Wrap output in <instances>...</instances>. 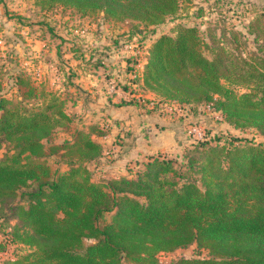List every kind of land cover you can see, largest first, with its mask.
<instances>
[{
  "label": "trees",
  "instance_id": "trees-1",
  "mask_svg": "<svg viewBox=\"0 0 264 264\" xmlns=\"http://www.w3.org/2000/svg\"><path fill=\"white\" fill-rule=\"evenodd\" d=\"M43 2L146 26L180 9V0ZM248 32L257 45L249 57L215 39L211 46L196 27L162 35L143 66L145 88L165 102L213 104L226 122L264 138V19L250 22ZM70 121L54 94L33 106L9 107L0 97V148L8 146L0 157L1 257L17 244L29 250L11 264H159L161 253L196 246L207 256L171 264H264V144L202 140L180 165L150 157L127 177L96 181L86 165L104 156L93 137L103 133L95 128L77 129L51 147L49 154L59 153L67 170L46 162L44 141ZM22 189L25 203L17 201Z\"/></svg>",
  "mask_w": 264,
  "mask_h": 264
},
{
  "label": "rangeland",
  "instance_id": "rangeland-1",
  "mask_svg": "<svg viewBox=\"0 0 264 264\" xmlns=\"http://www.w3.org/2000/svg\"><path fill=\"white\" fill-rule=\"evenodd\" d=\"M254 19H264V0H180L178 13L156 26L108 21L101 12L82 16L74 9L47 7L43 0H5L0 2V97L9 107L42 104L50 94L65 102L70 123L44 141L45 159L53 170L68 169L59 153L49 154L53 145L61 144L77 129L102 132L94 134L104 145V156L86 164L96 181L129 176L142 169L141 161L152 154L175 159L180 165L202 140L214 145L234 139L264 144L255 129L236 128L216 118L219 111L213 104L165 102L143 82L142 66L162 35L176 36L183 27H196L211 46L215 39L228 52L249 57L257 46L248 32ZM211 52L208 49L205 54L211 58ZM147 117L153 120L151 124L158 122L154 124L160 134L154 138L156 145L148 140ZM198 133L203 139H198ZM7 152L8 146H2L0 157ZM26 191H19L18 202L25 203ZM110 217L107 214L105 221ZM27 250L10 245L9 255L1 257L0 264H11L10 259ZM195 256L207 253L199 254L196 246H190L158 258L159 264H171Z\"/></svg>",
  "mask_w": 264,
  "mask_h": 264
},
{
  "label": "crops",
  "instance_id": "crops-1",
  "mask_svg": "<svg viewBox=\"0 0 264 264\" xmlns=\"http://www.w3.org/2000/svg\"><path fill=\"white\" fill-rule=\"evenodd\" d=\"M146 62H147V60H146ZM146 62H144V63H146ZM145 65V64H144ZM143 67V66H142ZM132 119H133V117H132ZM147 121H146V126H148L149 127V129H146V133H148L149 134V142H151V144H157L156 143V140H154V138L155 137H158V136H160V134H159V132L157 133L156 131H155V126H154V124L156 125L158 122H154V124H151L152 123V119H150V117H147ZM144 128H147V127H144ZM144 132V131H143ZM156 134H158V136H156ZM94 137V139H95V136H93ZM176 139V138H175ZM98 142H100V141H98ZM101 143V142H100ZM102 144V143H101ZM103 145V144H102ZM104 146V145H103ZM150 147V146H149ZM150 154H152V153H150ZM156 156H159V154H152L150 157H156ZM149 157V158H150ZM149 159H146V160H143V161H141V165L140 166H142L143 165V163H144V161L145 162H147ZM127 177V175H123V177ZM114 178H119V176H115Z\"/></svg>",
  "mask_w": 264,
  "mask_h": 264
},
{
  "label": "built area",
  "instance_id": "built-area-1",
  "mask_svg": "<svg viewBox=\"0 0 264 264\" xmlns=\"http://www.w3.org/2000/svg\"><path fill=\"white\" fill-rule=\"evenodd\" d=\"M211 105H212V104H210L209 107H211ZM212 106H213V105H212ZM216 118H218L219 120H222V119H223V116H222V114H221L220 112H218V113L216 114ZM193 131L197 133V129H193ZM198 132H199V131H198ZM198 134H199L198 139H203V135L201 136V135H200L201 133H198ZM198 134H197V135H198ZM0 241H1V237H0ZM161 254H163V253H161ZM0 258H1V256H0Z\"/></svg>",
  "mask_w": 264,
  "mask_h": 264
}]
</instances>
